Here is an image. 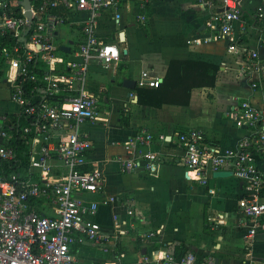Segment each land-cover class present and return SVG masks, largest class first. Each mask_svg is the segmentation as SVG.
<instances>
[{
    "label": "crops",
    "instance_id": "0c3cea01",
    "mask_svg": "<svg viewBox=\"0 0 264 264\" xmlns=\"http://www.w3.org/2000/svg\"><path fill=\"white\" fill-rule=\"evenodd\" d=\"M239 3L241 16L234 22L238 49L233 51L224 39L206 38L212 9L208 10L201 0H149L143 10L147 16L143 24L136 21L140 9L131 0L121 1L118 22L113 19V9L102 13L98 37L116 43L121 53H126L116 62L105 64L92 58L88 65L87 91L97 99L100 96L101 103L98 118L82 124L92 141L85 167H100L104 181L97 192L81 196L100 202L114 198L108 205L100 204L91 219L112 227L116 237L113 241L86 240L71 246L81 263L145 264L146 259L165 252L174 254L175 247L182 243L186 252L193 251L198 257L212 255L215 264H264V214L258 220L256 234L247 237L246 225L252 222L241 211L245 197L242 182L232 174H211L205 184L185 178L184 168L168 155L180 150L159 139V135H165L169 140L175 130L193 127L214 143L231 145L245 135L234 125V105L248 99L264 108V0ZM258 7L262 8V18L256 15ZM88 16L85 11L76 12L63 24L75 32L74 38L67 36L59 42L68 46L69 40L73 41L68 52L58 46L65 60L73 56ZM252 17L256 20H249ZM194 38L196 41H192ZM249 52L256 53L262 70L249 73ZM173 59L218 65L214 87L193 88L188 105L152 107L135 102L134 88L123 86L122 80L136 82L144 71L162 79ZM253 81L257 82L255 87ZM11 105L15 108H8ZM18 110L9 99L7 87H0V111L16 116ZM120 111L128 119L127 125L120 122ZM143 128L152 134L150 148L163 154L162 161L149 172L124 173L118 160L124 154L123 142ZM262 198L264 201V194ZM149 233L152 236L145 237Z\"/></svg>",
    "mask_w": 264,
    "mask_h": 264
},
{
    "label": "built area",
    "instance_id": "2783aa9c",
    "mask_svg": "<svg viewBox=\"0 0 264 264\" xmlns=\"http://www.w3.org/2000/svg\"><path fill=\"white\" fill-rule=\"evenodd\" d=\"M121 1L29 0L27 15L22 0H0V34L9 31L16 39L15 44L2 50L7 65L6 87L9 99L19 107L17 115L29 120L16 128L27 145V163L19 166L20 162L18 169L9 170V162L17 156L10 143L16 124L5 129L9 114L0 111V264H84L74 257L71 246L86 240H115L112 227L91 219L100 204L108 205L114 198L100 202L81 196L97 192L104 181L100 167L85 169L92 141L82 124L96 120L99 113V101L86 87L90 60L97 58L109 64L120 59L118 45L100 39L97 26L108 9L114 10V20H120ZM131 1L140 9L136 21L143 24L147 19L143 10L149 0ZM201 4L212 9L206 38L224 39L229 51L238 49L234 22L242 12L239 0H201ZM82 11L89 15L81 26L82 38L73 56L65 60L55 53L61 46L56 43V32L71 14ZM256 15L263 17L261 7ZM249 55V73L252 69L262 70L256 53ZM19 76L41 84L46 94L62 91L66 95L60 104L46 98L32 101ZM160 81L144 71L136 84L157 87ZM256 85L253 81L252 87ZM233 110L234 125L245 135L231 145L214 143L201 129L193 127L175 130L169 140L165 135H159V139L180 150L168 155L184 168L185 178L205 184L215 171L229 170L242 182L245 197L241 211L252 222L246 225V236L252 238L264 214V108L243 99ZM152 142L153 136L145 128L127 138L124 154L118 157L121 171L149 172L155 168L163 154L150 148ZM145 264H215V260L212 255L198 257L193 251L180 258L165 252L146 259Z\"/></svg>",
    "mask_w": 264,
    "mask_h": 264
},
{
    "label": "trees",
    "instance_id": "16d2710c",
    "mask_svg": "<svg viewBox=\"0 0 264 264\" xmlns=\"http://www.w3.org/2000/svg\"><path fill=\"white\" fill-rule=\"evenodd\" d=\"M251 19L256 20V17H252L249 20ZM15 43L16 39L9 31L0 34V87H6L8 85V81L5 79L7 65L2 50L4 47H9ZM121 56H123V53L120 54V57ZM218 70V65L206 61L173 59L168 63L165 75L157 87L139 86L136 84L134 91L137 103L152 107H161L163 104L188 105L191 90L193 88L214 87ZM23 79L24 81H22V84L23 88H25L24 91L32 101L46 98L51 102L60 104L63 97L66 95V93L62 91L51 95L46 94L41 87V84L32 80L29 81L23 76L18 77V81ZM119 118L122 124H128V119L124 117L123 111H120ZM28 122L29 120L19 114L16 116L9 115L7 122L4 124L5 129H7L9 125H12V123L16 124L10 143L15 146L17 156L13 161L9 162L11 166L9 170L18 169L20 162L21 164L19 166L27 163V145L22 139H20L19 132L16 128L25 125ZM262 194H264V191ZM186 250V247L181 243L175 247L174 254H176L177 258H180ZM236 263L242 264L241 262Z\"/></svg>",
    "mask_w": 264,
    "mask_h": 264
},
{
    "label": "water",
    "instance_id": "95a60500",
    "mask_svg": "<svg viewBox=\"0 0 264 264\" xmlns=\"http://www.w3.org/2000/svg\"><path fill=\"white\" fill-rule=\"evenodd\" d=\"M22 5L27 9L26 14L30 15V13L28 11L29 0H22ZM27 30L28 29L26 28L24 34H26ZM120 36H121V38L123 37V32H120ZM22 39H23V37L20 38V40H22ZM68 43H69V45H71V44H73V41L69 40ZM69 45L68 46L67 45L66 46H61V49L66 51V52H68L70 50ZM123 53H126V50H123ZM122 85L127 87V88H129V89H133L136 86V82L134 80H131V79H123L122 80ZM134 101L137 102L136 97H135ZM229 175H231V172L230 171H225V170H219V171H215L213 173V176H215V177H224V176H229Z\"/></svg>",
    "mask_w": 264,
    "mask_h": 264
},
{
    "label": "rangeland",
    "instance_id": "374dc122",
    "mask_svg": "<svg viewBox=\"0 0 264 264\" xmlns=\"http://www.w3.org/2000/svg\"><path fill=\"white\" fill-rule=\"evenodd\" d=\"M60 29V35L57 37V40H56V43L59 44L60 43H63L65 40H66V37L67 36H70V37H73L75 36V32L74 31H71L70 29V26L65 24V25H61L59 27ZM56 54H59V55H64V53L62 51H60L59 49L55 52ZM234 73L232 72L231 75H233ZM98 99H99V104L101 103V100H100V96H97ZM8 108H11V109H14L15 106L11 105V106H8Z\"/></svg>",
    "mask_w": 264,
    "mask_h": 264
}]
</instances>
